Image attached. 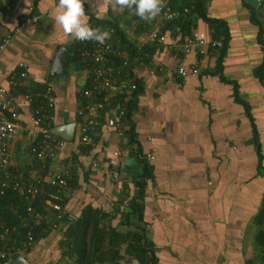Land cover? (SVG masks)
Returning <instances> with one entry per match:
<instances>
[{"label":"crops","instance_id":"crops-1","mask_svg":"<svg viewBox=\"0 0 264 264\" xmlns=\"http://www.w3.org/2000/svg\"><path fill=\"white\" fill-rule=\"evenodd\" d=\"M90 4L87 22L90 16L112 15L138 48L150 44L149 33L136 36L141 20L134 12L115 0ZM205 10L208 19L224 23L228 31L221 65L219 50L210 47L213 31L195 16L192 34L209 46L205 53L197 43L189 54L156 44L151 62L135 72L143 91L131 115L133 134L129 126L117 128L116 112L109 111L94 143L83 147L76 143L79 94L88 74L85 67L66 60L75 56L78 41L59 27L53 29L59 11L53 0H0V44L10 38L0 55V82L7 86L10 75L24 65L29 73L26 89L53 88L54 129L76 125L75 138L61 139L59 148L51 144L52 156L40 162L30 153L39 134L31 104L24 94H12L21 126L9 144L13 170L22 180L47 178L49 172L64 173L74 161L75 184L50 193L44 189L46 201H66L63 219L30 252L0 264H22L20 258L27 264H72L62 241L69 224L87 208L107 215L114 228L132 230L122 223L119 211L129 212V207L117 204L134 197L133 178L141 174L143 158L153 174L143 216L157 264H264L256 241L264 224H255L264 200V0H207ZM159 27L155 22L154 28ZM56 58L60 71L52 76ZM179 65L197 66L199 75L177 78L173 73Z\"/></svg>","mask_w":264,"mask_h":264},{"label":"trees","instance_id":"trees-1","mask_svg":"<svg viewBox=\"0 0 264 264\" xmlns=\"http://www.w3.org/2000/svg\"><path fill=\"white\" fill-rule=\"evenodd\" d=\"M194 1L197 2V4L190 18L179 23L182 28L181 40L184 41L185 38H189L192 35L194 17H200L209 24L211 30L213 31V41L216 42L222 40V46L217 49L219 50L218 62L219 65H221L223 57L226 53L229 35L224 23L207 18L205 10V3L207 0H171V5L173 10L183 11L185 8L190 7ZM88 23L93 28H99L100 30H107L110 32L111 38L108 39V43L111 45L113 49L112 51L118 53L117 56H112V59H114L117 64H121L124 60H128L131 65L129 71L122 74V79H133L137 88L127 101L124 100L125 96L119 97L118 103L125 106V115L121 123L126 127L129 126V132L132 135L134 127L131 122V115L137 103V98L143 91L142 84L136 77V73L134 71L139 66V63H135L133 60L138 59V62L144 61L145 65L149 64L157 42H150V44L145 45L141 49L138 48L136 41L129 40L127 33L120 25V21L113 18L112 15L111 17L105 19H97L94 16H90ZM154 24V20H151L150 22L141 20L140 25L136 28V36H140L144 33L150 34L154 30ZM172 25L173 23L162 24L159 27L160 34L165 35L172 28ZM75 48V56H67L66 60L70 63H78L84 67V65L81 64V57L79 56L80 53L78 50L90 51L95 48V45L88 44L85 46L83 41H78V45H76ZM125 55H128V57L126 58ZM258 74L260 75V72ZM92 85V79H88L87 85L84 89H90ZM48 86L49 85L42 88L39 87L36 90L21 88L15 92V94H26L32 96L31 105L32 107H35L41 103L42 92L45 91V88ZM84 89L79 94L78 111L86 106L84 102L85 99L83 98ZM101 98L102 97L97 98L96 101L101 102ZM96 101L94 100V103H96ZM119 106L120 105L117 107ZM112 110L115 112L117 111V109ZM81 120L82 118L78 116V121L80 122ZM100 128H98L96 136ZM96 136L93 139L94 141ZM130 141L134 142V139H131ZM256 146L259 158L261 159L260 145L258 142H256ZM140 163L142 165V172L140 175H136L133 178L136 188L134 197L129 202L125 198L120 200L117 204V207L119 208L129 207V212L126 210L119 211L122 212V223L125 224V226H128L129 229L132 228V230L122 231L118 228H114L107 219V215L101 216L99 212L93 210L92 208L85 209L78 219L69 224L62 241V244L66 248V255L73 260L72 264H121L122 261H131L134 259L138 261V264H157L155 249L153 247V243L148 239L147 226L144 223L143 216L147 183L149 180L153 179L152 168L145 158L141 159ZM2 179H4V175L3 170L0 169V180ZM28 179H30V177L23 178L25 184H28ZM74 180L75 179L70 182V186H74ZM44 188L47 189L46 192L48 193L55 192L57 190L51 189L50 185L46 182ZM123 191L125 190L122 189L121 192ZM47 199H49L48 195L43 194L38 195L34 199L20 198L13 190H9L5 196L1 197L0 224L4 225L5 228L10 229L11 231L9 236H7V241L3 242L2 246H17L20 242L27 238L30 231L34 236L35 241H38L46 236V231L55 229L46 224L48 207L45 202ZM52 202H55L63 207L66 201L63 202L52 199ZM27 208H32L44 216L45 219L42 221L40 226L34 227L33 224H30L31 221L26 212ZM63 217L58 221V223L63 219ZM255 224L258 226L264 224V200L262 209L255 219ZM13 229H15V231H12ZM256 241L259 252L261 253L262 262H264V230L261 229L259 231ZM33 247L29 248L27 252H30Z\"/></svg>","mask_w":264,"mask_h":264},{"label":"built area","instance_id":"built-area-1","mask_svg":"<svg viewBox=\"0 0 264 264\" xmlns=\"http://www.w3.org/2000/svg\"><path fill=\"white\" fill-rule=\"evenodd\" d=\"M56 4V0H53ZM196 2L192 3L190 7L183 11L173 10L171 0H163V8L161 13L153 20L156 26L164 25L166 23H173L172 28L165 34L161 35L158 28L149 34V41L157 42L159 45H167L171 52L178 54L183 52L189 54L192 46L198 44L201 47L200 53H205V41L198 39L197 34H192L189 38H185L186 42L182 45V28L180 22L190 18L192 12L195 10ZM264 39V29L262 31ZM10 38L7 37L0 44V55L8 45ZM84 45L94 44L95 48L92 50H78L81 57V64L87 69L88 79H92V87L84 89L83 98L85 99V108L78 111V116L82 118L78 122L79 136L77 144L83 147L93 144V139L96 136L98 128L101 126V120L108 111L117 109L116 126L122 127V119L125 115V106H122L119 97L125 96L127 101L134 90L137 88L135 81L122 79V74L129 71L131 65L128 60H124L121 64H117L113 55L118 53L113 52L108 40L103 45L92 41H83ZM182 45V46H181ZM222 46L220 41H213L210 44L212 49H219ZM182 47V48H181ZM210 48V49H211ZM185 49V50H184ZM115 57V56H114ZM139 63V66H145L144 61L138 62V59L133 60ZM138 66V67H139ZM138 67L134 70L138 69ZM174 76L177 78H188L199 75V68L192 66L189 68L179 65L174 70ZM121 76V77H120ZM137 77V76H136ZM29 80V73L24 65H19L17 72L10 75L7 86L0 82V169L3 170L4 179L0 180V199L5 196L9 190H13L20 198L34 199L38 195L44 194L45 182L50 185L52 189L68 190L71 188L70 182L74 179V161H69L64 173H47V178L31 177L28 179V184L22 180L18 171L13 170L9 161V144L19 134L21 130L19 116V107L13 102L12 94L21 88H25ZM25 99L31 104L32 96L24 95ZM42 101L38 106L32 107L31 114L34 124L38 127L39 134L34 138L30 148V153L40 162H46L49 156V148L51 144L56 148L61 147L64 141L57 139L53 134L55 126V108L56 99L53 88L48 86L42 92ZM101 98V102L96 99ZM94 100L96 103H94ZM120 105L119 107H117ZM152 159V156L148 157ZM48 207L46 224L49 227L56 228L58 221L63 217V207L57 203L46 201ZM27 216L34 227H38L45 219L44 216L32 208H27ZM12 231H15L13 229ZM10 229L5 228L0 224V262H10L16 257L28 251L29 248L36 244L35 238L30 231L27 238L20 242L17 246H2V243L7 241V236L10 234Z\"/></svg>","mask_w":264,"mask_h":264},{"label":"clouds","instance_id":"clouds-1","mask_svg":"<svg viewBox=\"0 0 264 264\" xmlns=\"http://www.w3.org/2000/svg\"><path fill=\"white\" fill-rule=\"evenodd\" d=\"M87 2L89 7L86 10V0H56L59 11L53 17V29L59 27L65 35L75 41H92L103 45L111 38L110 32L89 25L87 13L92 11V8L90 0ZM115 4L122 9L134 12L137 18L145 22H150L157 17L163 8V0H115Z\"/></svg>","mask_w":264,"mask_h":264},{"label":"water","instance_id":"water-1","mask_svg":"<svg viewBox=\"0 0 264 264\" xmlns=\"http://www.w3.org/2000/svg\"><path fill=\"white\" fill-rule=\"evenodd\" d=\"M59 71H60V61L56 58L54 60V65L51 70L52 76L53 74H58ZM75 130H76V125L73 124V125H68L67 127L62 129L61 128L53 129L52 132L55 136L59 137L60 139L69 141L75 138ZM19 261L22 264H27L23 258H20Z\"/></svg>","mask_w":264,"mask_h":264}]
</instances>
